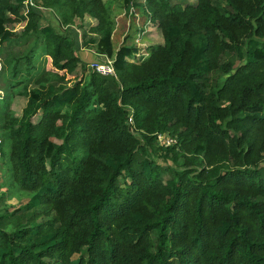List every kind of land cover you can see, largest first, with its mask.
Masks as SVG:
<instances>
[{
    "label": "trees",
    "instance_id": "1",
    "mask_svg": "<svg viewBox=\"0 0 264 264\" xmlns=\"http://www.w3.org/2000/svg\"><path fill=\"white\" fill-rule=\"evenodd\" d=\"M26 2L0 0V189L28 197L0 194V264H264V0H121L162 36L138 58L107 2Z\"/></svg>",
    "mask_w": 264,
    "mask_h": 264
},
{
    "label": "rangeland",
    "instance_id": "2",
    "mask_svg": "<svg viewBox=\"0 0 264 264\" xmlns=\"http://www.w3.org/2000/svg\"><path fill=\"white\" fill-rule=\"evenodd\" d=\"M33 4L31 8H37L38 4H40V0H30ZM104 2H107V8L111 14V18L114 21V30H113V45L115 49H118L123 44L126 46H132L138 48V50L148 48L151 46H157L159 44L163 43L162 36L160 33V30L156 25L153 24L152 21H150V16H148V12L145 7H138L130 13L126 9L122 8L121 0H103ZM191 3H193V0H189ZM30 9V8H29ZM42 16L44 17L43 20H41L42 25H51L55 29H61L62 33L66 32L68 35H71L77 42H78V49L80 47V42L82 43L83 34H86L87 39L94 37L95 35L90 32V29L92 27H95L97 24V21L92 18H85L81 20L80 22L76 21L75 25L73 27H67V30H64L59 25V18L58 16L51 10H41ZM24 15V14H23ZM24 27V23L21 22H15L12 23L9 27V30L13 32H20ZM85 37V39H86ZM95 50L89 49V50H82V48L77 52V56L87 64L89 69H92L91 64L92 63H104L105 59L103 57L96 56L94 53ZM143 52V51H141ZM146 52V51H145ZM81 71H77L75 73L76 78L75 80H78L80 78ZM50 81L54 82L56 79L53 76H50ZM69 83L72 81L71 79L68 80ZM26 103L25 97H15L12 104V112L14 115L19 116L21 109L24 107ZM165 134L162 135L161 138L157 139L158 145H164V142L167 143L170 138ZM1 139V138H0ZM58 142V141H57ZM156 161L161 164V166H173L171 162L164 163L159 158L155 157ZM3 182L2 174L0 172V184ZM6 187L2 186V189H0V194L5 193L4 198V204L10 205L14 207L22 206L27 201V194L23 193H17V195H14L11 193L6 192Z\"/></svg>",
    "mask_w": 264,
    "mask_h": 264
},
{
    "label": "built area",
    "instance_id": "3",
    "mask_svg": "<svg viewBox=\"0 0 264 264\" xmlns=\"http://www.w3.org/2000/svg\"><path fill=\"white\" fill-rule=\"evenodd\" d=\"M33 6L32 2L30 0H27L26 4H25V10H28L29 8H31ZM135 8L131 7L128 12L130 11V13H132V11L134 10ZM25 15V13H24ZM143 51V52H141ZM146 51V48L144 49H141V50H138L136 53H135V57H145L147 55V53L145 52ZM105 59V62L102 64V63H92L91 64V67L93 70H95L98 74L100 75H114V69H113V66H112V63L113 61L106 58V57H103ZM128 122L131 124L132 123V120L131 118L129 117L128 118ZM162 136V135H161ZM161 136H158V138H161ZM157 138V139H158ZM168 138V137H167ZM158 142V141H157ZM173 141L172 140H168L167 143L164 142V145L163 146H168L170 143H172ZM159 146H162V145H159Z\"/></svg>",
    "mask_w": 264,
    "mask_h": 264
}]
</instances>
